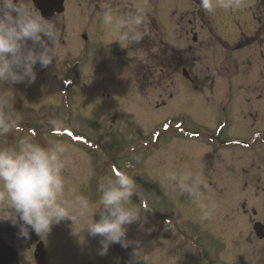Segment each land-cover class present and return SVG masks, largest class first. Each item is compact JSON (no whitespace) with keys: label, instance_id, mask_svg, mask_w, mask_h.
Masks as SVG:
<instances>
[{"label":"rangeland","instance_id":"374dc122","mask_svg":"<svg viewBox=\"0 0 264 264\" xmlns=\"http://www.w3.org/2000/svg\"><path fill=\"white\" fill-rule=\"evenodd\" d=\"M145 2L140 4L146 6ZM164 5L160 0L155 4L160 8ZM153 15L158 35L149 46L122 45L116 50L122 52L113 56L115 47L108 44L96 52L98 57L92 65L89 61L79 70L66 68L64 61L69 57L63 54L58 64L57 76L62 79L57 95L7 98L9 107L21 117L22 131L0 136V145H12L21 135L30 136L42 146L51 140L66 142L70 146L65 172L68 187L89 199L94 208L100 197L101 177L125 171L137 182V195L132 201L140 217L126 225L127 248L113 243L101 255V237L81 230L83 221L74 224L65 219L41 237L47 264H144L133 255L137 247L148 254L149 264H186L193 260L201 264L178 240L182 230L195 242L218 248L215 260L223 264L218 252L224 246L212 239L213 228L202 218L201 207L197 211V199L173 190L165 176L199 169L207 174V181L202 177V183L211 181L216 186L218 178L225 184L224 175L235 168L240 171L248 161L247 157L234 160L236 156L232 158L231 153L245 152L240 155L252 158L264 152V50L259 57L253 51L257 44L248 41L236 46L251 32L244 29L240 33L228 14L217 12L200 21L196 17L190 26L191 16L171 15L164 10L153 11ZM191 28L196 41L192 33L186 34ZM104 31L115 41L111 29ZM80 52L71 50L67 55L73 60ZM72 80L79 84L72 85ZM149 81L150 88L142 86ZM55 119L62 120L64 127L53 128L49 122ZM189 132L198 133L199 138L193 134H188L193 139L185 137ZM247 168L251 173L258 172L264 165L254 160ZM238 193L242 202L248 198ZM245 193L252 196L247 206L261 203V197L249 190ZM152 208L160 215L156 227L151 223ZM93 219H100L99 210ZM248 233L250 230L243 229L238 239L249 241ZM0 237L5 245L12 244L14 247H10L17 250L20 260L16 264H36L37 241L29 250L24 247L23 239L18 238V226L0 219ZM252 244L257 246L256 242ZM247 246L251 247V241ZM179 248L181 253L174 254ZM187 254L193 260H187ZM209 258L214 260L213 255Z\"/></svg>","mask_w":264,"mask_h":264},{"label":"clouds","instance_id":"9594fccd","mask_svg":"<svg viewBox=\"0 0 264 264\" xmlns=\"http://www.w3.org/2000/svg\"><path fill=\"white\" fill-rule=\"evenodd\" d=\"M200 5L206 12L214 13L216 9H237L241 0H200ZM101 21L115 33V41L120 44L139 43L149 34L147 16L138 5L120 16L106 8ZM59 39L55 18L42 15L33 0H0V82L31 83L36 79L37 64L41 69L54 61L58 65ZM49 123L56 129L64 127L60 119ZM19 131L21 117L9 107L7 98L0 96V136ZM69 150L64 141L51 140L42 146L28 135L19 136L12 145H0V219L18 226V235L24 239L30 238V232L46 236L54 224L65 219L74 224L83 221L81 230L101 237V255L113 243L127 248L126 225L140 217L132 201L138 191L136 180L125 171L101 177L100 197L94 208L89 199L68 187L65 172ZM165 180L173 190L202 199V181L198 176L168 174ZM200 207L202 218L207 219L211 209L204 203ZM98 210L97 221L93 216ZM133 255L149 264L150 258L141 248L134 249Z\"/></svg>","mask_w":264,"mask_h":264},{"label":"flooded vegetation","instance_id":"af4514ba","mask_svg":"<svg viewBox=\"0 0 264 264\" xmlns=\"http://www.w3.org/2000/svg\"><path fill=\"white\" fill-rule=\"evenodd\" d=\"M143 1L33 0V3L35 8L38 9L42 15L45 17L55 18L57 26L60 30V39L58 44L59 58H63V54L66 57H69V59L66 58L64 64L66 68L69 67L71 70H79L80 68L86 66L89 61H91L90 64L92 65L93 60H97L98 57L96 52L98 53L99 50H103L108 44H111L115 47L113 56L117 55L118 52H122V50L116 51L119 50L117 48L122 47V45L123 48L149 46L158 35L156 30L157 24L155 21V16L153 15V11L155 12L156 10H164L166 12H170L171 15L191 16L192 20L188 21V25L192 24L193 21L196 20V17H198V21H200L201 17L215 15L217 12H219V14L231 15L232 21L240 33H242L244 29H247L251 32L249 37L246 36V38H244V40L246 39L245 42H236V46L238 45L241 47L244 43L249 41L252 44H257V48H255L253 51L258 54L259 57L260 54L263 56L264 0H241V7L237 9H216L214 13L206 12L201 7L200 0H160V2L165 3L162 8L155 6L157 0H154V2L153 0H145V3L147 4L146 6L142 5ZM141 2L142 4H140ZM137 5L144 9V12L147 16L149 22V34L145 36L144 39L139 43L131 45H126L123 43L120 44L119 42L112 41V39L109 38V34H105L104 30L106 28L101 21V15L103 11L107 8L112 10L114 15L120 16ZM241 16H247L249 19H241ZM201 26L204 27L205 24H201ZM192 28L190 30H186V34L192 33V40L196 41L197 35ZM220 45L223 46L222 43H220ZM71 50L81 52L75 59L72 60L71 57L67 55ZM132 51H134V49ZM122 55L126 56L125 54ZM254 57L256 58V55ZM137 69L138 68H136V70ZM34 70L36 72V79L34 82L29 83L25 81L15 84L9 82H0V94L6 95V98L11 97L10 95H25L24 97H30L36 94L39 95L40 98L45 96L51 98L52 96L57 95L62 78L57 76V74L60 72L55 61L46 69H41L39 64H37ZM139 73L140 72H138V74ZM188 77L189 76H187V78ZM80 80L81 79L78 81ZM78 81L74 83L72 80L71 84L77 85L79 84ZM134 84L136 86L138 85L136 83ZM150 84L151 81H149V83L144 82L142 86L150 88ZM65 89H63V91L65 94H67V90L70 88L68 87L66 91ZM41 94L43 96H41ZM54 105L57 107L59 104L57 103ZM188 134L196 135V137L199 136L198 133L189 132L185 137H189ZM191 137L192 136L189 138L193 139ZM205 143L215 145L212 142ZM215 148L217 150V146H215ZM242 153L245 152H238L236 154L231 153L232 158L236 156V158H233L234 160H237L239 157H247L245 159H248V161H244L240 171L235 168V170H231L232 172L230 171L231 173L227 172L224 175L225 184H222V179L219 181L217 178V183L215 182L216 186L221 184L220 187H222L218 190H216V186H214V184L212 185L211 181H209L208 184L202 183L201 192L203 194V199L196 200L195 203H199L197 211H200L201 203H204L209 209H211L209 217L205 220H207L206 222L208 225L213 228L212 239H215L217 243H220V246H224V248L220 249L218 252L220 262L223 264H264V168L262 171L258 170V172L252 173L247 168L253 164L254 160L264 165V152L255 153L253 156L254 158H248L249 156L247 155H240ZM191 174L198 176L200 180L202 177H204V181H207V174L203 170L200 171L199 169H196L195 172H191ZM248 190L251 193H254V195L261 197V203L256 202L257 204L255 205L250 204L247 206V201H249V199H251L250 197H252H249V194L245 193ZM240 191L243 192L246 197H248L244 199V202L238 199H242L241 194L238 193ZM151 213V223L152 226H155V223H157V220H159L158 218L160 215L153 208ZM245 228L250 230L247 238L249 237V241H251V247L247 246L249 241H246L245 238L238 239V236L242 234V230ZM258 228H260L259 232H257ZM178 237V240L181 241V245H183V247L186 249H190L189 252L191 253V256H197L201 264H218L216 263V258L214 255L218 248H207L205 244L195 242L194 239H191L189 235L186 236V233H184L183 230L180 234H178ZM0 239L2 238L0 237ZM229 242H231V245H227ZM254 242L257 243L258 247L252 244ZM9 245L14 247L12 244ZM43 246L45 249L44 242ZM26 248L29 250L32 248V246ZM181 251L182 248H179V251H174V254H180ZM45 254L47 258V253ZM209 254L210 256L213 255L214 260H210ZM187 256H189L187 260L192 259L190 255L187 254ZM18 259L20 260V258ZM196 262L193 260L192 263L188 262L186 264H198V262Z\"/></svg>","mask_w":264,"mask_h":264},{"label":"water","instance_id":"95a60500","mask_svg":"<svg viewBox=\"0 0 264 264\" xmlns=\"http://www.w3.org/2000/svg\"><path fill=\"white\" fill-rule=\"evenodd\" d=\"M260 228L257 229V232ZM23 239L26 247H30L36 241L38 242L34 250V260L36 264H47V258L45 250L43 248V243L41 242V236H37L30 232L29 239ZM18 262L17 253L14 248L5 245V243L0 240V264H16Z\"/></svg>","mask_w":264,"mask_h":264}]
</instances>
